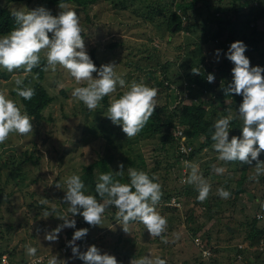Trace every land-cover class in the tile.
I'll use <instances>...</instances> for the list:
<instances>
[{
    "label": "rangeland",
    "instance_id": "obj_1",
    "mask_svg": "<svg viewBox=\"0 0 264 264\" xmlns=\"http://www.w3.org/2000/svg\"><path fill=\"white\" fill-rule=\"evenodd\" d=\"M157 1L167 5L173 2V0H155ZM229 1L226 0L225 3ZM0 2L6 4L5 0ZM122 2L126 7L138 11L139 17L121 9L122 5L116 6L114 3L101 2V0L96 1L95 4L90 3L86 11L75 4H70V7L77 11L82 27H85L82 36L88 52L92 48H100L99 55L103 64L115 62V71L126 81V85H130L133 80L137 82L143 80L144 83H148L147 85H152L155 80L164 81L163 66L169 62L168 68L170 74H173L174 81H165V85L168 84L167 88L154 87L158 90L156 108L161 109L159 116L162 124L169 120L172 112L180 110L184 104L189 103L186 80L190 76H201V74L193 75L191 69L195 67L200 73L207 72L211 65L210 73L214 74L215 81L211 83L213 84L211 88L205 90L204 95L199 96L200 99L205 104L209 103L210 106L221 104L222 107L215 114V119H218L217 114L222 116V113H225L223 117L229 115L226 109H231L234 119H240L235 110L242 103L240 97L235 94L226 96L224 92L232 81L234 64L229 61L222 66V62L227 59V53L224 50L220 51L217 60L216 50L220 49L214 46L212 41L204 40L206 39L203 35L205 30L206 32L210 30L211 40L217 36L215 33L217 24L210 20L213 15L212 10L203 9L204 17H197L198 20L193 17L192 23H198L194 25L195 27L192 26L193 32L188 33L183 30L171 37L167 30L164 32L157 26L167 17L164 16L165 7L158 6L151 0H122ZM175 2L177 4L173 9L182 13L180 4L190 0H175ZM212 2L217 3L215 0ZM10 7L31 11L39 8V5L38 0H31L14 3ZM60 11V8H55L51 13L56 16ZM152 15H154L153 21L150 19L147 21V17ZM183 23L187 25L188 21L184 20ZM257 27L258 35L264 33V19L257 23ZM115 42L121 45L111 47ZM137 47H141L145 52L141 54L140 51H136ZM245 55L250 59L251 66L264 67V50L247 49ZM218 66L220 67L217 68ZM147 71L152 72L153 79H149ZM30 76L32 73L25 75L22 69L9 73L6 69L0 68V91H3L8 98L19 102V98L14 97L12 93L16 88L15 79H23L25 83ZM93 76L96 78L97 74ZM42 83L49 87L51 94L57 96L55 102L45 110L42 119L36 120L32 117V133L26 136L13 133L4 144H0V164L2 162L7 165L0 167V188L4 192L3 196L0 194V250L10 252L9 256L5 254L7 264H22V257H26L25 246L29 244L37 248L35 257H41L43 260L31 262L32 258L29 256L28 263L25 264H47V260L51 256H58L59 251L63 256L59 260L69 264L68 260L74 257L69 242L72 241L75 231L85 228V225L88 229L87 235L82 241L75 242L80 251L95 245L101 254L108 253L115 256L118 264H131L132 259L148 254L165 259L167 264H203V252L208 251L210 256L213 253L212 246L219 251L211 257L209 262L203 259L207 262L206 264H264L263 243L251 248L245 247L248 251L244 255L242 251L240 252L241 245H235L242 243L243 238L234 240L235 242H226L229 236L224 229L230 220L232 223L230 217L233 214L242 220L251 219L254 215L261 216L263 209H260V204L256 203L257 200L264 202L260 193L255 195L243 193L233 203L234 205L229 204L230 198L219 197L220 200L217 202L220 206L213 207L211 217L205 213L206 209L203 206L196 207L195 213L199 214L200 220L205 223L201 232L203 235L196 238L198 244H195L196 241L194 242L189 231V226L193 224L186 225L185 222L193 208V202L181 196H179L181 199L178 196L174 197L179 206L170 204L174 198L164 205L157 206V211L168 221L167 231L163 234L167 243L159 237L151 238L147 229L139 222H131L129 233H125L116 219L117 209L113 206L106 209L101 225L83 224V217L80 215L73 217L68 212L69 204L64 201L67 177L75 174L82 178L86 166L103 158H107L114 171L113 175L120 170L118 165L123 163L125 173L122 178L127 177V169L132 167L130 160L137 159L139 155L143 157L146 171L158 177L161 185L168 191L181 186L194 185L185 182L190 174L187 163L179 157L180 162L178 166L176 164L175 159L181 154L178 146L172 147L170 140L166 143L162 142L161 137L171 135V132L174 135V129L171 131L163 129V133L153 134L147 138L139 133L129 139L122 131V126L114 125L105 116L110 100L119 98L126 88L118 85L116 92L104 98L95 110L89 111L82 102L72 97L74 88L84 85L77 84L63 68L57 66L55 72L49 69ZM59 84H63V87H58ZM71 86L73 88L69 92L66 91L70 97L65 98L62 90ZM184 133L186 135L183 142L186 144L188 154L193 150H200L190 162L199 165L204 178L216 190L221 183L226 184L228 181L236 184L240 176L249 174L252 177L255 174L254 169H246L247 165L241 164V167L236 168V162L225 163L218 160V153L212 147L213 143L201 148V145L204 146L203 144L207 142L205 136L192 133L186 127H184ZM259 159L264 161V152ZM213 165L223 167L225 172L215 173ZM243 167L245 169H240ZM186 171L187 175H185ZM95 174L99 176L97 170ZM205 174H208V178ZM245 185H251V180L248 179ZM168 207L172 209H165ZM45 210H48L51 215L43 216L42 213ZM64 215H69L70 219L75 220L74 227L64 226V220L60 218ZM232 225L235 226V221ZM57 228L61 229L57 239L46 240L45 233ZM208 232H211L212 236L210 244L201 252L200 246L206 245L205 239ZM219 233L220 235H217ZM241 234L235 238L244 237V233ZM198 239H201L203 243ZM13 248L15 251L12 250ZM237 253L243 256L239 254L238 259H235ZM208 257L205 258L208 259ZM78 259L76 258L75 264ZM1 262L0 264H5Z\"/></svg>",
    "mask_w": 264,
    "mask_h": 264
},
{
    "label": "clouds",
    "instance_id": "obj_2",
    "mask_svg": "<svg viewBox=\"0 0 264 264\" xmlns=\"http://www.w3.org/2000/svg\"><path fill=\"white\" fill-rule=\"evenodd\" d=\"M58 7L61 11L56 16L44 7L31 11L24 8L12 9L17 27L0 36V68L6 69L9 73L22 69L27 75L32 73L34 68L41 66L43 57L46 60L43 71L51 69L55 72L59 66L66 70L77 84L84 85L74 88L72 97L82 102L89 111L95 110L105 97L116 92L118 85L126 88L119 98L110 100L105 116L114 125L122 126V131L129 139L137 136L154 114L158 90L143 80L139 82L133 80L130 85H126V81L115 71V62L97 68L86 49L82 36L84 29L77 11L65 2H61ZM246 49L247 45L243 41H236L230 45L226 54L234 67L232 81L224 92L226 96L235 94L243 98L237 110L242 120L241 135H233L230 138V123L234 117L231 109H226L229 115L215 121L211 139L214 142L212 147L218 153V160L225 163L240 162L249 166L255 162V174L249 179L258 182V178L264 175V161L259 159L264 152V67L251 66L250 59L245 55ZM220 51L216 50L217 60ZM191 72L193 75L200 74L199 69L195 67ZM93 73L97 74L96 78ZM34 78H38V74ZM214 81V74H208L207 82ZM15 85L18 97L28 101L34 97L35 89L25 85L23 79H15ZM58 87H63V84H59ZM32 120L26 111H22L21 105L0 91V144H4L13 133L21 136L32 133ZM186 163L190 174L185 182L195 185L198 192L197 200L202 203L209 197L211 184L200 172L198 164ZM118 167L120 170L115 175L123 176L125 173L123 163ZM213 170L217 174L225 172L223 167L215 165ZM127 175L128 183L114 179L112 172L99 175L95 192L100 200L96 196L86 194L85 183L79 175L67 177L64 201L69 204L68 212L73 217L81 215L86 223L97 226L101 225L106 209L115 206L116 219L125 233H129L131 222H139L144 225L151 238L159 237L167 243L163 234L167 231L168 221L157 211L163 197L159 178L155 175L150 177L147 172L132 167H128ZM57 187L59 188V185ZM217 194L222 199L231 197V193L223 187L218 189ZM256 203L264 209V202L257 200ZM42 215L48 217L51 213L45 210ZM60 218L64 220V226H75V220L70 219L69 215ZM60 230L57 228L52 232H46L45 239L55 241ZM87 233L86 228L75 231L72 241L69 242L73 256L85 264H118L115 256L101 254L95 245L81 252L75 242L83 239ZM25 252L26 255L35 257L37 248L29 244L25 246ZM41 260H43L41 257H35L30 261ZM47 264L65 262L51 256ZM131 264H167V261L148 254L132 259Z\"/></svg>",
    "mask_w": 264,
    "mask_h": 264
},
{
    "label": "trees",
    "instance_id": "obj_3",
    "mask_svg": "<svg viewBox=\"0 0 264 264\" xmlns=\"http://www.w3.org/2000/svg\"><path fill=\"white\" fill-rule=\"evenodd\" d=\"M25 1H31V0H5L6 4H2L0 2V36L8 34L11 30H13L16 25L15 18L12 15V8L10 7L11 4L14 3H21ZM96 1L99 0H38V5L41 7L43 5L44 8L50 10H54L55 8H59L58 5L61 2H65L70 4H75L79 8L83 9V11H86L88 9V6L91 4H95ZM153 3H156L158 6L165 7L164 8V16H167L166 18L162 19V21L157 25L160 30H163L166 32V30L170 33L171 37L175 33H181L183 30H186L188 33L193 32L192 26L198 25V23L193 22L192 19L195 17V20H198L197 17L201 18L204 17V14L202 11L203 9H206L207 11L213 12L212 17H210L211 21H214L217 24V30L215 31L217 37L212 38L211 40V33L210 30L206 32L204 31V36L206 39L204 40H210L221 51L224 50L225 53L228 52V49L230 45L233 42L236 41H243L244 44L247 45V49L250 51H262L264 50V33L258 35V27L257 23L264 19V0H230L229 3H225L226 0H215L217 3L212 2V0H190V2L182 3L180 4L182 13H178L173 7L176 6L177 2L173 0L171 5L167 4H160L155 2V0H151ZM101 2H108V3H114L116 6L122 5L121 9H125L128 12H130L135 17H139V12L136 10H132L131 7H126L122 0H101ZM91 3V4H90ZM238 3V4H237ZM227 4V5H225ZM153 7V5L151 6ZM247 8V9H246ZM153 16H148V19L153 21ZM188 21L189 26L183 25V21ZM195 27V26H194ZM85 28V27H84ZM83 28V29H84ZM51 35V34H50ZM85 36V34H83ZM226 35V38H225ZM202 44V42H199ZM121 43L115 42L111 45V47H117L120 46ZM246 49V50H247ZM100 48H92L88 54L96 64L97 68H99L103 64V60L100 57ZM136 51L145 52L141 47H137ZM132 53V52H131ZM130 53V54H131ZM142 54V53H141ZM148 57V56H147ZM230 60L226 59L222 62V66L227 64ZM129 64L132 62H128ZM130 64V65H131ZM169 62L164 64L163 70H164V81H157L152 85H149L150 87H168V84L165 85V81L173 82V74H170L169 71ZM46 65V60L42 57L41 59V66L34 68L32 72V76H30L29 79L25 81V85L31 86L35 89V95L34 97L28 101L24 100L21 97H18L16 95V91H12L14 97L16 96L19 98V102L15 99L18 103V105L22 106V111H26L29 116L35 118L36 120H40L43 118L44 112L47 108H49L57 99V96H54L51 94L49 87L44 85L42 83V80L45 77L46 72L42 70V68ZM218 66L217 68H219ZM212 66H209V69H207V72H201L200 77L190 76L188 80H186V88L188 90V102L184 104L180 110H175V112H172L170 115L169 120L166 121L165 124L161 123V117L159 116L161 114L160 108H155L153 116L149 119L146 126L142 129L140 132V135L143 137H150L153 134H159L163 133V129L174 131L178 128L186 127L188 128L192 133H197L199 135L205 136L207 139L206 144L201 145L202 147H206L209 144L214 143L211 139L212 132L214 131L213 125L217 119H215V114L219 111L218 109L221 106V104H214L209 105L205 104L203 100L200 99V95H204L205 90L209 89L213 86V84L207 82V76L208 73L212 71ZM211 70V71H210ZM38 78H34L37 76ZM96 74V73H93ZM147 74L149 75V79H153V74L150 71H147ZM30 84V85H29ZM148 84V83H147ZM52 87V86H51ZM73 87L65 88V90H62V94L64 97H70L67 95V92H69ZM161 90H163L161 88ZM67 91V92H66ZM240 97V101L242 102V96ZM106 98V97H105ZM192 100H196V102H192ZM237 106L235 110H238ZM225 113H222V116H219L217 114V118L223 117ZM241 127H242V120L241 119H233V121L230 123V138L233 135L239 136L241 135ZM186 133H184V136ZM162 142L166 143L167 141L172 142V147L179 146V141L175 138V135H166L162 136ZM138 140V138H137ZM200 150H193L189 154H180L176 157V164L178 166V162H180V159L182 158V161L184 162V159H187L189 161H193L195 158V155ZM181 157V158H179ZM138 159V160H137ZM137 159L130 160V165L132 168L135 167L137 170H143L146 171V165L143 160L142 156H137ZM5 163V162H4ZM242 163L236 162L235 167H241ZM5 164H0V167H6ZM255 163H253L252 166L247 165L248 168L246 169H254L255 171ZM174 168H179L174 166ZM245 169V167L240 168ZM97 170V173L101 175L102 173H109L114 172L113 169L110 167L109 162L107 161V158H103L100 160H97L95 163L90 164L89 166H86L84 168V174L82 175L83 182L85 183V192L86 194L96 196L98 200H100V197L95 192V184L97 182V179L99 176L95 174V171ZM150 177L152 176L149 172H147ZM114 179L119 180L121 183H128L129 178L128 175L126 178H122V176H116L113 175ZM205 177L208 178V174H205ZM249 174L242 175L239 178V181L236 184H233L232 182H228L226 184L221 183L218 185V188H225L226 190H230L231 197L228 200L229 204H233L236 202L237 199L243 194V193H251L255 195V193H260L261 196L264 198V175H261L258 178V182L251 180V185H245L246 181L249 179ZM1 181V179H0ZM255 182V183H254ZM8 183V182H6ZM260 183V184H257ZM162 192L163 197L161 199V202L159 204L164 205V203H167L171 201V199L175 196H181L182 198H185L187 201L193 202V208L190 210L186 217V225L187 224H193L191 227L189 226V231L191 232L192 239L194 240L195 244H198V241L196 240L197 237H200L203 235L201 233L205 227V223L200 220V215L195 213L196 207L203 206L206 209V214L211 217L213 215V207L220 206L219 201V195L217 194L218 190H216L214 187H211V191L209 194V197L204 202H199L197 200L198 192L196 190L195 185L194 186H181V188H173L172 191H168L166 188L162 186ZM3 190L0 188V194L3 196ZM179 199H181L179 197ZM234 205V204H233ZM115 207V206H113ZM165 209H172V208H165ZM222 209V206L219 208ZM262 209V208H260ZM219 210V212H221ZM264 210V209H263ZM261 211V216H255L253 218H246L245 220H242L239 218V216H234V214L230 217L232 219V223L235 221V226L232 225L231 220L224 226V229L227 231V235L229 238L226 240V242H235L236 240L243 238L242 243H236L235 245H241L240 252L242 251L245 255L248 250H245V247L249 248L261 244H264V219H258V217H264V211ZM169 211V210H168ZM223 211V210H222ZM106 212L104 213V215ZM103 215V216H104ZM81 216V215H80ZM82 217V216H81ZM84 220V218H82ZM83 224H87L84 220ZM218 224V223H217ZM87 226L85 225V228ZM82 228V229H85ZM209 231V230H208ZM244 233V237H236L235 236H241ZM199 235V236H198ZM217 235H220L217 234ZM211 232H208L206 234L205 243L206 245L200 246L201 252L203 249L208 247L211 240ZM220 237V236H219ZM203 238H205L203 236ZM203 243L201 239H198ZM235 240V241H234ZM82 241V239L80 240ZM243 245V246H242ZM225 249V248H223ZM15 251V249H12ZM211 250L213 253L206 259L204 256L203 259H205L207 262L210 261L211 257L219 251V249H216L212 246ZM238 250V249H237ZM5 254H10L7 250H0V262L3 261V257ZM241 253H237L235 255V259H238V255ZM242 255V254H241ZM243 256V255H242ZM202 259V263L206 264ZM234 259V260H235ZM2 263V262H1Z\"/></svg>",
    "mask_w": 264,
    "mask_h": 264
},
{
    "label": "built area",
    "instance_id": "obj_4",
    "mask_svg": "<svg viewBox=\"0 0 264 264\" xmlns=\"http://www.w3.org/2000/svg\"><path fill=\"white\" fill-rule=\"evenodd\" d=\"M174 135H175V138L179 141L178 149L180 150L181 154H184V153L188 154V152L186 150V144L183 142V139H184V129L183 128H180L178 126V128L174 131ZM182 149L186 150V152L184 150H182ZM184 162H190V161L187 160V159H184ZM187 173L188 172L186 171L185 172V175H187ZM175 201H176V198H174L170 204H175V205H178L179 206V203L178 202L176 203ZM203 256L204 257H208L209 256V252L208 251H204L203 252ZM6 258H7V256H4L3 257V263H5V264H7V261H6L7 259Z\"/></svg>",
    "mask_w": 264,
    "mask_h": 264
},
{
    "label": "crops",
    "instance_id": "obj_5",
    "mask_svg": "<svg viewBox=\"0 0 264 264\" xmlns=\"http://www.w3.org/2000/svg\"><path fill=\"white\" fill-rule=\"evenodd\" d=\"M86 251V250H85ZM81 252H84V250H81ZM29 256L28 255H26V257L24 256V257H22V264H25L26 262L28 263V258ZM58 259H62L63 258V256L60 254V251H59V253H58V256H56ZM31 258H33V257H31ZM30 258V259H31ZM76 258L77 257H71L70 258V260H68L69 261V264H75V260H76ZM65 259V258H64ZM85 264V262L84 261H82V260H80V259H78V261H77V263L76 264Z\"/></svg>",
    "mask_w": 264,
    "mask_h": 264
}]
</instances>
